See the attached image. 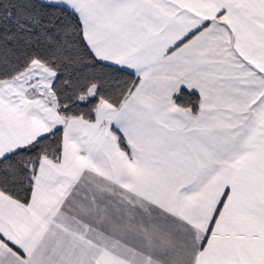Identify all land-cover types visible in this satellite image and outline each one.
<instances>
[{
    "label": "snow or ice",
    "instance_id": "snow-or-ice-1",
    "mask_svg": "<svg viewBox=\"0 0 264 264\" xmlns=\"http://www.w3.org/2000/svg\"><path fill=\"white\" fill-rule=\"evenodd\" d=\"M0 264H264V0H0Z\"/></svg>",
    "mask_w": 264,
    "mask_h": 264
}]
</instances>
